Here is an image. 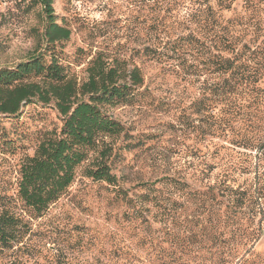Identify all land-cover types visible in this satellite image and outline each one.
<instances>
[{"label": "trees", "instance_id": "trees-1", "mask_svg": "<svg viewBox=\"0 0 264 264\" xmlns=\"http://www.w3.org/2000/svg\"><path fill=\"white\" fill-rule=\"evenodd\" d=\"M183 2L190 30L170 39L169 50L176 55L182 77L204 81L188 108L194 118L186 110L179 118L189 123L198 142L210 139L211 158L224 170L204 185L209 174L199 165V189L185 180H168L177 193L198 205L200 219L194 224L184 220L188 236L170 233L172 245L183 243L177 251L163 248L153 228L165 217L176 219V209L168 207L155 184L145 185L147 192L137 197L119 190L135 246L146 258H154L146 260L130 246L116 244L102 264H192L195 258L197 264H264V253L256 249L264 239V28L244 18L224 19L222 12L232 10L233 0ZM53 3L36 0L45 19L40 51L0 68V117H18L25 106L39 103L54 104L62 119L60 131L45 134L35 154L20 166L17 196L31 219L40 218L67 193L83 165L85 177L118 186L113 173L117 142L128 133L110 110L140 105L148 93L139 67L103 53L89 60L86 78L80 81L60 53L58 45L69 41L71 31L56 22ZM155 54L149 48L143 52L160 61ZM237 176L247 178L238 183ZM202 219L205 225L199 231L208 230L210 246L206 255L195 256L199 252L189 247L205 236L196 231ZM29 235L28 221L2 214L0 255L9 257L10 264L30 262Z\"/></svg>", "mask_w": 264, "mask_h": 264}, {"label": "rangeland", "instance_id": "rangeland-1", "mask_svg": "<svg viewBox=\"0 0 264 264\" xmlns=\"http://www.w3.org/2000/svg\"><path fill=\"white\" fill-rule=\"evenodd\" d=\"M182 4L183 0H54L56 22L71 31L69 41L58 45L60 53L80 81L86 78L89 60L103 53L139 67L148 93L140 105L110 110L128 133L117 142L113 173L118 186L85 177L83 165L67 193L37 219L29 218L18 199L19 170L23 160L35 154L45 134L60 131L62 119L54 104L39 103L25 106L18 117H0V216L7 212L28 221L27 244L33 257L27 264H102L108 262L116 244L138 251L119 190L121 195L125 191L137 197L147 192L145 185L155 184L168 207L173 205L176 219L171 215L153 226L166 250L182 248L183 243L172 245L170 233L188 236L184 220L193 224L200 220L198 205L168 183L177 178L199 189L203 186L195 173L199 165L209 174L204 185L213 183L224 170L222 163L211 158L210 139L198 142L189 123L179 118L183 110L194 118L188 108L204 81L182 77L176 55L169 50L170 39L190 30ZM222 14L224 19L244 18L264 28V0H233L232 10ZM44 23L36 0H0V68L14 66L40 51ZM147 48L160 61L143 55ZM212 166L217 167L212 171ZM246 178L237 176L236 180L243 183ZM199 224L196 231L205 236L189 247L199 252L195 256L206 255L210 246L208 230L199 231L205 221ZM256 249L264 253V239ZM138 252L146 260L154 258H146L143 250ZM193 260L196 263L192 264L198 263V258ZM0 264H10V258L0 255Z\"/></svg>", "mask_w": 264, "mask_h": 264}]
</instances>
